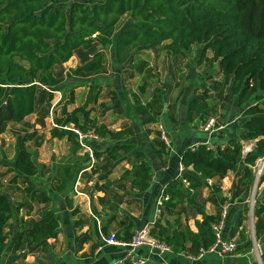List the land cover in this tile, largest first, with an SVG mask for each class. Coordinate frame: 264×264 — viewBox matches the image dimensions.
Here are the masks:
<instances>
[{
    "label": "trees",
    "instance_id": "obj_1",
    "mask_svg": "<svg viewBox=\"0 0 264 264\" xmlns=\"http://www.w3.org/2000/svg\"><path fill=\"white\" fill-rule=\"evenodd\" d=\"M127 14L130 22L116 32L121 18ZM96 45H113V60L119 65L136 52L159 46L180 55L200 45L199 62L212 50V60L219 64L224 82L230 83L238 105L245 107L242 130L239 136L228 137L225 145L209 146L205 138L198 145L185 148L181 155V163L186 168L183 177L190 182V188L202 189L207 186V179H223L239 170L240 184L247 188L254 179L252 166L264 157V0H0V136L9 123H21L34 114L38 101L51 103L55 91L66 84L65 75L57 73L56 69L78 51L91 55L70 69L74 77L102 72L104 53L95 50ZM208 98L206 88L187 103L189 121L193 120V115L205 118L209 114ZM149 106L140 105L139 109L141 114L153 119ZM84 119L81 122L77 115L71 114L67 119L60 117L57 125L74 124L83 132L93 129L103 139L90 142L97 160L116 161L122 158V153L136 149L129 143L112 144L114 140L133 135L132 128L115 130L105 124L96 125L87 110ZM58 126L53 129L54 137L73 136L80 146L72 132ZM218 134L223 132L215 135ZM243 142H254L246 154L242 153ZM164 146L165 143L159 141L157 146L145 149L159 154L164 152ZM141 156L143 154L139 158ZM13 168L16 178H24L27 184L25 193L40 203L51 201V196L36 185L38 166L33 152L24 145L18 150ZM78 169L79 164L63 168L62 180L56 189L63 191L66 179L75 180ZM128 176L135 189L147 190L153 179V160L142 158L133 163ZM124 179L121 177L115 182ZM165 194L169 195V200L164 204L171 209H177L188 197L187 188L177 178L168 181ZM189 197L191 203L196 202L194 195ZM196 204V210L200 211L201 206ZM24 208L30 216L32 202H15L10 194L0 192V257L9 250L24 252V255L46 251L47 241L59 235V220L54 212L46 211L9 238L7 227ZM221 211L218 209L214 214L201 211L202 219L194 221L196 231L186 226L167 232L162 226L154 225L151 234L175 252L187 249L192 255H198L201 247L209 248L214 243L213 224L220 220ZM254 212L255 229L259 234L264 232V202H258ZM129 229L126 235L117 233V237L130 241L134 234ZM262 259L264 262V252Z\"/></svg>",
    "mask_w": 264,
    "mask_h": 264
},
{
    "label": "rangeland",
    "instance_id": "obj_2",
    "mask_svg": "<svg viewBox=\"0 0 264 264\" xmlns=\"http://www.w3.org/2000/svg\"><path fill=\"white\" fill-rule=\"evenodd\" d=\"M128 22H130L129 14L121 18L116 27V32ZM201 49L202 46L194 45L191 50L184 54L173 55L163 46H159L158 48L136 52L132 58L119 65L113 60V45L109 47L96 45L95 50H101L104 53V69L99 74L79 77H74L71 74L70 69L72 67L83 63L91 55L90 52L82 50L78 51L63 66L58 67L56 71L65 75L66 84L59 87L60 91L59 89L55 91L51 103L44 100L38 101L37 111L34 114L26 117L21 123H9L6 132L0 136V192L10 194L15 202L28 201L33 204V211L29 217L28 210L24 208L12 219L8 225L9 238H12L21 226H29L31 220L38 219L49 210L54 211L62 227L64 223L69 222L71 217L73 220L80 219L73 226L75 234H78L88 222L90 224L96 222L94 216L99 218L101 214L98 208L105 205L110 207H103L108 209L106 220L109 218V224L115 220L116 215L122 216L121 214H123L122 230H125L130 222L133 223L128 214H139L141 211L139 204L131 196L127 199L126 195H122L125 187L134 188L130 182L131 178L128 176L129 170L133 166L130 158H126L128 153H122V158L116 161L100 158L93 163L87 159L86 150L77 145L73 136L71 138L65 136L62 139L53 136V129L57 126V120L60 117L67 119L69 115L73 114L77 115L81 122H84V112L87 110L96 125L105 124L110 129L132 128L136 134L131 138L136 139L137 142L133 145L138 144L139 146L142 142L143 146L140 145L141 148L138 147L137 150H143V155L146 157L148 156L147 153L151 152V149L149 151L145 149L149 146L147 140H154L155 145L151 143L154 146H157L159 141L165 143L162 138L161 125L169 140L172 141L173 138L165 126L167 123L169 127L168 122L174 123V127L178 130L176 135H180L181 127H179L176 118L173 121V117H176V110L178 111L176 106L181 104V98L191 93V91L188 92L187 86L192 81L193 85H200L197 87L196 93H203L206 88L208 89L210 107L209 114L205 118L202 117L201 120L197 115H193V120L189 121V128L195 124V128L198 126L200 130L196 132L197 135L202 138H209L208 134L201 130V126L205 122L203 120L209 116H218L221 123L233 122L231 125L229 124V128L240 135L241 123L244 119L242 113L245 107L238 105L237 98L231 93L230 83L224 82L219 64L212 60V50H208L206 58L199 62L198 57ZM192 77H194L193 80L187 79ZM157 95L158 98L156 99ZM174 100H176L175 103ZM140 105H146V107L150 105L154 118L150 119L149 115L141 114ZM166 105L168 107L165 109ZM162 110L166 112L163 115ZM230 114L233 116L229 120ZM162 118H164L165 123ZM196 121H201V123L197 125ZM137 125L139 126L135 132ZM127 136H124V140L127 139ZM131 138L127 140L132 141ZM217 139V135L210 137L211 145L216 146L219 143ZM106 142H108L107 139ZM119 142L123 143L124 141L117 139L112 144ZM243 143L242 153L246 154L252 149L254 142ZM22 145L33 152L39 170L34 178L36 185L50 194L51 201L42 204L34 200L30 194L24 192V188L27 186L24 178H16V171L13 166L18 150ZM101 145L102 143L99 144V146ZM75 164H79L75 180L66 179L65 189L58 191L56 186L61 183L62 169ZM118 177L126 178L124 181L127 182L122 186L124 188L118 186L117 189L107 188L106 180ZM240 177L239 170L230 172L223 179H215L212 186L197 189L192 198L197 203L198 200H200L199 203L204 201L205 206L208 204L216 206L219 203L217 206L219 210L223 209L221 206L228 205V198L231 196L225 194L231 193L235 195V199L241 198L244 203V210L243 219L240 220V223L244 227L241 236L232 239L237 243V248L227 255L247 251L246 256L253 259V264H264L262 259L264 232L256 233L257 218L254 212L257 203L264 202V181H255L254 178L248 183L247 188H244L240 184ZM14 179H16L15 183L13 182ZM103 193H105L104 196ZM189 201L190 199L185 200L184 205L182 203V206L177 208L178 213H175L174 217H169L167 212L173 213L176 209L168 208L164 204L161 207L162 213H160L162 220L164 221L168 217L170 228L177 224H181L182 228L190 226L191 203ZM114 203L115 205H113ZM95 206L98 209L97 213L94 209ZM122 210H125L126 213H123ZM83 212H86L88 217H84ZM113 212H116L115 216L112 214ZM81 214V217H76ZM105 231L110 233L107 227ZM115 232L112 231V233ZM80 238L83 236L80 235L76 238L75 245L83 244ZM52 246L55 250V243H52ZM67 246L68 244H65V251L69 249ZM72 250L74 251V248ZM7 252L18 254V259L26 257L21 252L11 250ZM35 253L43 256L40 264L51 261V254H44L41 250Z\"/></svg>",
    "mask_w": 264,
    "mask_h": 264
},
{
    "label": "crops",
    "instance_id": "obj_3",
    "mask_svg": "<svg viewBox=\"0 0 264 264\" xmlns=\"http://www.w3.org/2000/svg\"><path fill=\"white\" fill-rule=\"evenodd\" d=\"M213 56V54H212ZM211 58V57H210ZM208 58V59H210ZM195 75V74H194ZM194 77L192 78H187L188 80H193ZM189 86H187L188 92L191 91L190 94H186L181 98V104L180 105H175L176 108L178 107V111L176 110V117H173V121L176 120L178 121L179 127H181V132L180 135H176L177 131L176 128L174 127L173 122H168L169 127L167 123L165 124L166 128L171 134V137L173 138L171 141V147L165 146L164 152L156 154L153 149H151V152L147 153L148 156L145 157V155L141 156L143 154V150H137L139 149L140 145L143 146V143L141 142L138 146H136V149L132 150L129 152L126 156V158H130V161L135 163L142 158H145V160H153V179L151 182L150 187L145 190V191H139L138 189L135 188H127V187H122L124 183L127 181H119L115 182L117 179L121 178H115L110 180H106V185L107 188H112V189H117L118 187L124 188V192L122 195H126V198L132 197L138 204L140 208V213L139 214H128L130 215L131 219L133 220V223H129L126 229H129L131 226L130 232L135 233L139 229H141L144 225L147 223H152L153 225H159L162 226L167 230V232H171L174 229H179L182 230L184 228L181 227V224L175 225L173 228H170L171 225H169V220L166 218V220H162V217L160 216V213H162L161 207L164 205H158V199L162 195L163 188L167 185L168 181L176 178V175L178 173V167L179 164L181 163V155L182 152L185 148L194 146L196 143L202 142L205 138H202L201 136L197 135V131H200L197 128L196 125H192L191 128H189V120L188 116L186 113V108H187V103L194 98L195 96H199L202 93L201 92H195L197 90V87L200 85H193V82L190 81L188 83ZM205 86V85H204ZM158 98V95L156 96V99ZM176 100H174L175 103ZM159 104V103H158ZM168 105H166L164 108L166 109ZM162 115L166 112L162 110ZM233 116V114L229 115V120ZM201 117H199V120H201ZM164 121V118H162ZM228 119V118H227ZM205 121V120H203ZM197 125L201 123V121H196ZM153 123V122H152ZM165 123V121H164ZM222 123H228L222 122ZM233 123V122H232ZM232 123H228V128L226 127L222 132L223 134H218V139L217 141L219 144H226V141L228 137L231 136H239L236 133L233 132L232 128H229V126ZM230 124V125H229ZM139 125L135 126V132L136 129L138 128ZM121 129V128H120ZM123 129V128H122ZM227 129V130H226ZM119 130V129H115ZM226 130V131H225ZM136 134V133H134ZM133 135H128V138L134 137ZM124 140V137L120 139L121 141H124L123 143H129V144H135L137 143L134 138L132 141L129 140ZM148 142V147L152 145L151 143H154V140H147ZM96 143V142H95ZM141 148V147H140ZM146 151H149L146 150ZM250 151V150H249ZM216 178H209L212 179V185L214 184V181ZM208 185L207 186H212ZM186 187V186H185ZM187 188V187H186ZM197 189H194V191L191 193L189 188H187L188 192V197L186 200H189L190 195H194ZM117 193V191H115ZM190 194V195H189ZM50 195V194H49ZM103 196L105 193L102 194ZM225 195H230L231 197L228 198V216L225 221V226L223 229V235L224 237L228 239H233V238H238L241 236L242 230H243V225L240 223V220L243 219V210H244V203L242 199H235V195L231 193H227ZM52 200V198H51ZM200 202V200H198ZM191 203V201H189ZM199 206H201V210L197 211L196 209V203L192 202L191 203V213L189 216V220H191V223L189 224L192 230L196 231V227L194 225V221L196 219H202L203 214H201V211H204L206 214H214L218 211L217 206H219V203H217L216 206L212 205H204V201L199 203ZM43 204V203H42ZM115 205V203L113 204ZM184 205V203H183ZM108 206V205H105ZM103 206V207H105ZM122 206V205H121ZM182 206V205H181ZM100 207L98 208L101 211V214L99 215L100 217H95L96 222L94 221L93 224H90L88 222L87 225L81 229V231L77 234L74 233L73 226L80 220V219H72L70 218L68 223H64V226L62 227L60 223L59 227V235L56 239H53V241H47L48 244V249L46 251H43L44 254H51V261H47L45 264H111L112 262L119 260V259H126V262H129L131 264V257H128V250L126 248L120 247V246H102L101 247V239L99 235V230L98 226H100L101 231L104 234H115L116 238L118 240L122 241H128L125 239H120L117 237V233H120L121 235H126V229L122 230L123 228L121 227V221H122V216L123 214L116 215L115 220L109 224V218L106 220L107 217V208ZM109 207V206H108ZM120 207V206H119ZM223 208V206H221ZM110 208V207H109ZM123 208V206H122ZM125 208V207H124ZM95 211L97 213L98 209L95 206ZM178 209L174 210L175 212L169 213L167 212V215L169 217H174L175 213L177 212ZM222 210V209H221ZM50 212H54L53 210H49ZM48 212V211H47ZM123 213H126L125 210H122ZM116 212H113L112 214L115 216ZM84 217H88L86 212H83ZM76 216V217H81ZM29 217V216H28ZM177 217V216H176ZM58 219V217L56 216ZM26 220V219H25ZM31 220V219H30ZM89 221V219H87ZM12 221V220H11ZM32 221V220H31ZM242 221V220H241ZM11 223V222H10ZM108 223V224H107ZM120 224V225H119ZM79 227V226H78ZM107 227L108 231L110 233H107L105 231V228ZM8 231V227H7ZM112 231H116L115 233H112ZM83 236L82 239L83 244L78 246L75 245L76 238L78 236ZM85 237V238H84ZM52 243H55L56 249L53 250ZM65 244H68L69 249L68 251H65ZM67 246V247H68ZM72 246V247H71ZM74 248V251L72 250ZM247 251H243L242 253H235L231 255H224L220 256L216 253H207L205 254L201 259L199 260H191L189 258L191 253L188 252L187 249H182L179 252H175L174 250L170 252H165L161 254L159 251L155 250L152 251L149 247H141L136 250L134 253L135 258H144L146 259V264H253V259L249 258L246 256ZM20 253V252H18ZM24 253V252H21ZM19 255L18 254H10L6 253L3 256L0 257V264H6V263H15V264H40L43 260V256H40L39 253H31L26 255V257H22L21 259H18Z\"/></svg>",
    "mask_w": 264,
    "mask_h": 264
},
{
    "label": "built area",
    "instance_id": "obj_4",
    "mask_svg": "<svg viewBox=\"0 0 264 264\" xmlns=\"http://www.w3.org/2000/svg\"><path fill=\"white\" fill-rule=\"evenodd\" d=\"M61 93V92H60ZM58 126V125H57ZM228 126V123H221L218 116H209L205 122L201 126V130L204 133L208 134V137L214 136L216 133L223 131ZM63 131L72 132L78 142L80 143L81 148L85 149L86 153L89 155L90 160L95 163L96 158L94 156V149L91 145V140H95V142H101L102 139L93 131L89 130L87 132H83L80 128L76 127L74 124H65L58 126ZM162 138L165 141L167 147H171V140H169L166 135L163 126H160ZM207 138L206 144L211 146V142ZM198 145V144H196ZM194 145V146H196ZM192 146V147H194ZM185 166L180 163L178 167V173L176 175L177 179H180L184 186L189 188L190 192L194 191L193 188H190V182L183 177V172L185 171ZM253 174L255 181H260L264 177V157L259 158L255 165L252 166ZM208 185H212V179H207ZM166 186L163 188L162 195L158 199V205H163L165 201L169 200V195L165 194ZM228 207L224 206L221 211V218L218 222L213 224V230L215 234V241L209 248L201 247L198 255H190L189 258L191 260H199L207 253H216L220 256L227 255L233 252L237 248V243L232 240L224 237L223 229L225 226V221L228 216ZM152 223H147L141 229L136 231L130 241H122L118 240L115 234H104L100 226H98L99 235L101 239V247L102 246H120L126 248L128 250V257L132 258L131 264H146V259L144 258H135L134 253L137 249L141 247H149L152 251H159L161 254L165 252L172 251V248L163 241H160L158 238L154 237L151 234ZM126 259H119L111 264H125Z\"/></svg>",
    "mask_w": 264,
    "mask_h": 264
}]
</instances>
